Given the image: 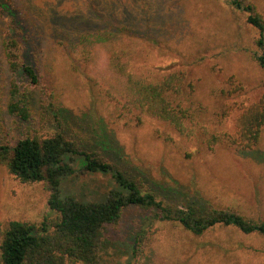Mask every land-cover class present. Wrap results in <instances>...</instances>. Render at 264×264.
<instances>
[{"label":"rangeland","instance_id":"obj_1","mask_svg":"<svg viewBox=\"0 0 264 264\" xmlns=\"http://www.w3.org/2000/svg\"><path fill=\"white\" fill-rule=\"evenodd\" d=\"M29 1V7L42 11L59 3L63 12L76 11L74 4L78 3L81 8L88 7V11H80L89 16L109 13L134 23L131 32L141 39L133 44L130 69L151 81L183 72L194 89L189 103L200 109L201 125L211 132H231L233 113L223 118L222 110L256 102L264 95V71L250 58L257 51V31L246 22V15L232 9L226 0ZM250 1L264 14V0ZM153 29L159 37L150 32ZM37 55L29 59L40 65L43 73L41 88L34 94L35 108L49 102L62 108L63 115L71 117L67 129H72L73 135L81 134L74 128L89 132L94 137L93 150L126 171L144 190L155 192L160 200L231 208L264 222L262 165L223 146L208 150L203 132L185 139L147 118L140 126L130 118H118L100 89L85 81L83 68L65 50L43 46ZM231 78L242 89L237 95L226 94ZM0 79L4 85L10 79L1 53ZM4 100L2 96L0 144L14 145L24 137L51 134L41 129L38 114L33 124L10 116L4 110ZM259 145L264 150V130ZM81 166V162L74 164V174L62 182L63 193L88 202L99 201L116 187L109 176L80 173ZM47 199L42 183H21L0 166V230L12 221L37 228L51 226L56 215ZM98 244L105 264H264L261 236L216 226L197 237L176 223L157 221L152 212L136 207L125 210L117 224L105 226ZM132 245L134 251H130Z\"/></svg>","mask_w":264,"mask_h":264},{"label":"trees","instance_id":"obj_2","mask_svg":"<svg viewBox=\"0 0 264 264\" xmlns=\"http://www.w3.org/2000/svg\"><path fill=\"white\" fill-rule=\"evenodd\" d=\"M226 1L235 11L244 13L246 22L257 31V51L250 58L264 71V14L250 0ZM29 3L0 0V53L10 76L7 85L0 79V99L5 96L4 110L20 121L33 124L38 114L41 129L51 134L24 137L14 145L0 144V166L21 183H42L48 192V207L56 218L51 226L43 224L40 228L26 222H9L0 230V264H105L98 253L102 231L107 225L117 224L131 207L150 211L155 220L176 223L197 237L222 226L264 238L262 220L231 208L160 200L155 192L144 190L126 171L93 150L94 137L89 132L73 127L81 133L75 130L77 135H73L72 129H67L71 117L63 115L65 111L58 105L42 100L45 105H37V110L34 94L41 88L43 73L40 65L29 59L35 58L43 46L65 50L83 68L85 81L100 89L118 118H130L135 126L147 118L185 139L203 132L208 150L223 146L263 167L264 150L259 144L264 130V95L256 102L222 110L223 118L233 113L232 130L211 132L201 125L200 109L189 103L194 89L183 72L151 81L130 69L133 44L141 39L131 32L134 23L109 13L89 16L80 11H88V7L81 8L78 3L74 4L76 11L64 12L59 3L48 5L45 11L35 10ZM156 30L150 32L157 38ZM228 86L227 95L242 91L233 78ZM49 96L53 100V94ZM76 162H81L80 173L109 176L116 187L99 201L88 202L63 193L62 182L74 174ZM130 251H134L133 245Z\"/></svg>","mask_w":264,"mask_h":264}]
</instances>
